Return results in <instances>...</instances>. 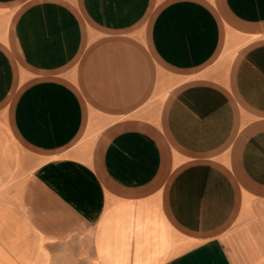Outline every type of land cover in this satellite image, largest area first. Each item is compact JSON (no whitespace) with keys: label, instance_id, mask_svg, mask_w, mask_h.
I'll list each match as a JSON object with an SVG mask.
<instances>
[{"label":"crops","instance_id":"crops-1","mask_svg":"<svg viewBox=\"0 0 264 264\" xmlns=\"http://www.w3.org/2000/svg\"><path fill=\"white\" fill-rule=\"evenodd\" d=\"M0 264H264V0H0Z\"/></svg>","mask_w":264,"mask_h":264}]
</instances>
